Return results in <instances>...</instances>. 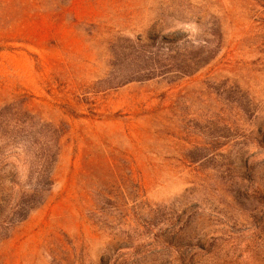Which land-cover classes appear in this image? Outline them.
<instances>
[{"label": "rangeland", "instance_id": "374dc122", "mask_svg": "<svg viewBox=\"0 0 264 264\" xmlns=\"http://www.w3.org/2000/svg\"><path fill=\"white\" fill-rule=\"evenodd\" d=\"M0 264H264V0H0Z\"/></svg>", "mask_w": 264, "mask_h": 264}, {"label": "trees", "instance_id": "16d2710c", "mask_svg": "<svg viewBox=\"0 0 264 264\" xmlns=\"http://www.w3.org/2000/svg\"><path fill=\"white\" fill-rule=\"evenodd\" d=\"M175 57H170L169 59L172 60L174 59ZM176 61V60H175ZM174 61V62H175ZM206 63V59H190V60H187L184 64L182 65H172L170 64V68L173 69V72H176L177 74H180V75H187V74H190L196 70H198L200 67H202V65H204ZM159 64V63H158ZM154 67H152V70L153 72L155 71H158V73L160 74H164L165 72V68L164 67H161V66H158L156 67L155 65H152ZM168 72V71H166ZM165 72V73H166Z\"/></svg>", "mask_w": 264, "mask_h": 264}]
</instances>
